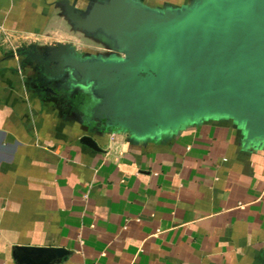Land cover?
<instances>
[{
	"label": "crops",
	"instance_id": "crops-1",
	"mask_svg": "<svg viewBox=\"0 0 264 264\" xmlns=\"http://www.w3.org/2000/svg\"><path fill=\"white\" fill-rule=\"evenodd\" d=\"M106 1L0 0V264L38 247L67 250L47 264H264V138L222 115L138 136L98 113L93 85L45 69L59 42L126 56L69 16Z\"/></svg>",
	"mask_w": 264,
	"mask_h": 264
},
{
	"label": "water",
	"instance_id": "water-1",
	"mask_svg": "<svg viewBox=\"0 0 264 264\" xmlns=\"http://www.w3.org/2000/svg\"><path fill=\"white\" fill-rule=\"evenodd\" d=\"M69 16L79 27L102 29L126 56L83 60L74 46L59 42L41 61L53 77L66 73L93 85L98 113L113 124L155 136L188 119L222 115L239 119L250 139L264 138V0H197L164 12L107 0L87 15L71 8ZM82 141L100 149L91 136ZM21 249L35 255L33 264L68 253Z\"/></svg>",
	"mask_w": 264,
	"mask_h": 264
}]
</instances>
